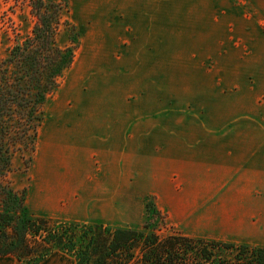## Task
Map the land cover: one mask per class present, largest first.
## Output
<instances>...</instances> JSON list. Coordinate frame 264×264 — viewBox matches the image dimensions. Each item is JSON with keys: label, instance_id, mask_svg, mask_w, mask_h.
<instances>
[{"label": "rangeland", "instance_id": "374dc122", "mask_svg": "<svg viewBox=\"0 0 264 264\" xmlns=\"http://www.w3.org/2000/svg\"><path fill=\"white\" fill-rule=\"evenodd\" d=\"M63 18L60 42L79 34L74 60L42 106L34 150L16 149L6 174L35 215L141 227L155 190L164 206L160 159L176 137L264 142V0H68ZM34 21L27 0H0V62ZM89 134H125L122 183H109ZM161 211V232L182 233ZM44 264L76 262L55 249Z\"/></svg>", "mask_w": 264, "mask_h": 264}, {"label": "trees", "instance_id": "16d2710c", "mask_svg": "<svg viewBox=\"0 0 264 264\" xmlns=\"http://www.w3.org/2000/svg\"><path fill=\"white\" fill-rule=\"evenodd\" d=\"M27 2L35 18L31 33L0 62V255H14L22 264H38L55 249L76 264H264V245L161 232L165 215L153 200L146 202L141 227L53 221L29 210L25 192L13 189L6 174L16 149L34 150L42 106L71 66L79 34L71 32V44L60 42L69 26L63 18L68 0Z\"/></svg>", "mask_w": 264, "mask_h": 264}, {"label": "crops", "instance_id": "0c3cea01", "mask_svg": "<svg viewBox=\"0 0 264 264\" xmlns=\"http://www.w3.org/2000/svg\"><path fill=\"white\" fill-rule=\"evenodd\" d=\"M191 135L176 137L177 142L165 147L170 152L160 161L164 163L163 178L168 187L163 208L155 190L156 207L186 235L264 245V142L253 145V134ZM124 136L89 134L88 138L91 152L99 153L100 161L111 171L112 185L118 184L119 175L121 183L124 180ZM55 181L48 183L53 185L48 189L58 191L61 186ZM58 197L48 201L54 205L57 201L53 198ZM47 258L38 264H44ZM0 264L21 262L7 254L0 255Z\"/></svg>", "mask_w": 264, "mask_h": 264}]
</instances>
